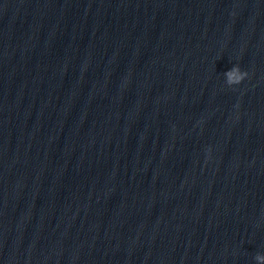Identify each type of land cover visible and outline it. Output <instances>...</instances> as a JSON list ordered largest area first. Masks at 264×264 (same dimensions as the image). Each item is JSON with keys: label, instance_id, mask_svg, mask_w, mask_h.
Masks as SVG:
<instances>
[{"label": "water", "instance_id": "95a60500", "mask_svg": "<svg viewBox=\"0 0 264 264\" xmlns=\"http://www.w3.org/2000/svg\"><path fill=\"white\" fill-rule=\"evenodd\" d=\"M263 228L264 0H0V264H237Z\"/></svg>", "mask_w": 264, "mask_h": 264}, {"label": "clouds", "instance_id": "9594fccd", "mask_svg": "<svg viewBox=\"0 0 264 264\" xmlns=\"http://www.w3.org/2000/svg\"><path fill=\"white\" fill-rule=\"evenodd\" d=\"M248 73L246 71H242L241 68L236 65L230 71L225 73L226 83L231 87L233 85L240 84L246 77ZM257 260H264V257L257 254L255 257Z\"/></svg>", "mask_w": 264, "mask_h": 264}]
</instances>
